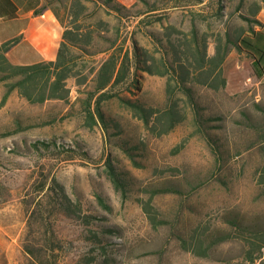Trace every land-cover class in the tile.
I'll return each instance as SVG.
<instances>
[{"label": "rangeland", "instance_id": "374dc122", "mask_svg": "<svg viewBox=\"0 0 264 264\" xmlns=\"http://www.w3.org/2000/svg\"><path fill=\"white\" fill-rule=\"evenodd\" d=\"M147 1L134 0L133 9H150L159 0ZM224 1L222 11L228 12L238 0ZM219 2L160 1L157 10L123 22L135 31L139 49L147 50L156 63L164 57L156 35L162 37L168 29L173 40L186 43L192 42L196 29L207 38L212 55L217 42L227 43V29L247 25L238 15L230 21L227 15L218 16ZM100 13L116 23L106 10ZM252 60L230 45L223 64L226 86L215 90L197 83V106L179 89L168 93V74L138 69L140 89L123 94L160 110L176 100L183 117L167 132H162L166 118L148 125L118 98L102 102L116 125L106 127L99 121L87 127L79 104L31 103L0 83V169L10 191L0 202V264H21L28 217L38 206L35 219L53 213L48 194L56 185L85 213L98 217L96 226L118 228L119 233L106 237L116 242L114 251L123 264H253L248 234L226 220L237 214L264 225V77L256 75ZM123 141L133 146V154ZM108 163L128 174L127 187H116ZM164 181H181L187 190L153 194V185ZM192 183L198 188H191ZM146 203L163 222L152 224ZM52 221L74 242L69 254L91 244L83 238L87 226L82 219L55 215ZM256 264H264V256Z\"/></svg>", "mask_w": 264, "mask_h": 264}, {"label": "trees", "instance_id": "16d2710c", "mask_svg": "<svg viewBox=\"0 0 264 264\" xmlns=\"http://www.w3.org/2000/svg\"><path fill=\"white\" fill-rule=\"evenodd\" d=\"M5 1L9 3V0H0V13H4L7 7L3 4ZM160 1L171 0L155 1L150 5V9L145 10H134V0H46L39 10L52 8L65 26L57 58L26 64L15 63L7 53L20 41L21 36L0 41V83L5 84L9 93L16 90L31 103L43 104L49 100H63L73 108L79 104V113L85 116L87 127H92L99 121L106 127L116 125L114 119L105 111L102 102L118 98L133 108L148 125L151 120L157 123L166 118L162 132H167L183 117L177 109L176 100L171 101L167 110H160L147 105L140 98L123 94L126 90L135 92V88L140 89L138 69L160 75L168 74L173 82L170 80L167 84L168 93L174 95L179 89L193 106L198 105L197 83L215 90L226 86L223 64L230 45L249 53L253 57L254 72L259 78L264 77V63L257 55L252 41L257 33H264V21L258 17L264 9V0H238L228 12L222 11L225 1L219 0L216 11L218 16L227 15L230 21L234 15H238L247 25L240 26L233 32L227 29V43L224 45L217 42L215 53L212 55L208 52L207 38L199 36L196 29L192 42L187 43L173 40L171 29L164 31L162 37L156 35L164 47V57L162 56L160 63H156L147 50L139 49L135 31L130 30L123 21L157 10ZM101 9L106 10L109 15L112 14L116 23L113 24L101 15ZM189 54L194 55L193 59ZM42 144L49 146L43 140ZM122 144L133 154L132 145L125 141ZM108 171L117 188L127 187L130 178L125 171H118L112 163H108ZM262 176L264 179V174ZM198 186L190 185L191 188ZM185 190L186 186L181 181H164L153 185V194H184ZM50 191L48 195L54 202L53 213L35 219L38 206L28 217L21 238L24 254L21 264H123L114 251L116 242L106 237V234L119 233L118 228L109 225L96 226L97 221L94 219L98 217L85 213L62 186L56 185ZM0 196L1 203L10 196L9 188L1 178V169ZM144 210L152 224L157 226L158 222H163L164 219H158L147 203L144 204ZM55 215L83 220L87 226L83 238L91 243L86 250H79L77 247L74 255L69 254L74 242L56 229L52 221V216ZM226 220L233 229L248 234V257L253 264H256V260L260 261L264 256V225L246 221L237 214H229ZM223 234L215 233L214 236L228 238V234Z\"/></svg>", "mask_w": 264, "mask_h": 264}, {"label": "crops", "instance_id": "0c3cea01", "mask_svg": "<svg viewBox=\"0 0 264 264\" xmlns=\"http://www.w3.org/2000/svg\"><path fill=\"white\" fill-rule=\"evenodd\" d=\"M45 1L9 0V3H3L7 7L4 13H0V41L21 36L20 41L7 53L13 62L26 64L57 58L65 26L52 8L39 10ZM258 17L264 21V9ZM252 41L264 63V33H257Z\"/></svg>", "mask_w": 264, "mask_h": 264}]
</instances>
